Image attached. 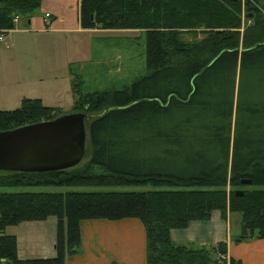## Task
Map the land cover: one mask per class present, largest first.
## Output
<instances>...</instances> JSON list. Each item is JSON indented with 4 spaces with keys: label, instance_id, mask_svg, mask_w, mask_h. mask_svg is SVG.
Listing matches in <instances>:
<instances>
[{
    "label": "trees",
    "instance_id": "16d2710c",
    "mask_svg": "<svg viewBox=\"0 0 264 264\" xmlns=\"http://www.w3.org/2000/svg\"><path fill=\"white\" fill-rule=\"evenodd\" d=\"M41 1L0 0V29L29 19ZM79 24L144 32L147 72L93 93L72 73V109L97 113L86 129L88 159L57 171H0V187L68 188L0 192V264H64L79 252L82 220L124 218L145 228L146 264H239L221 258L224 242L177 243L170 230L218 210L241 214L236 241L264 238V0H80ZM62 114L25 97L0 109V132ZM50 217L55 255L20 258L5 228Z\"/></svg>",
    "mask_w": 264,
    "mask_h": 264
},
{
    "label": "crops",
    "instance_id": "0c3cea01",
    "mask_svg": "<svg viewBox=\"0 0 264 264\" xmlns=\"http://www.w3.org/2000/svg\"><path fill=\"white\" fill-rule=\"evenodd\" d=\"M75 1L78 7L77 31L80 33L119 31L81 28L80 0L73 2ZM69 4L68 0H42L38 8L40 10L37 9L38 11L30 14L26 25L22 24V18H19L14 28L8 31L6 40L0 43V81L3 86L8 87L7 85L10 84L15 87L9 89L11 102L20 103L25 97H37L42 102L52 98L53 88L59 76L57 66L51 61L58 48L53 42V36L56 32L67 29L61 26L58 28L55 24L60 22L64 6L69 8ZM46 13H49L51 22L44 21ZM84 47V40L77 38L75 49L69 48L67 56L71 61L85 59L84 53L88 51L89 55L90 48ZM65 63L71 62L68 60ZM37 86L38 89L35 88ZM233 216H235L234 212H227L222 216L220 211L215 210L206 221H192L186 228L171 229L170 237L177 243L196 246L224 242L228 261L233 260L239 264H264V238L254 237L236 241L240 234V219H236V230H234ZM15 227L17 254L20 258L55 255V218L23 222ZM113 262L146 264V233L142 222L137 218L82 220L79 252L67 256L64 264H112Z\"/></svg>",
    "mask_w": 264,
    "mask_h": 264
},
{
    "label": "rangeland",
    "instance_id": "374dc122",
    "mask_svg": "<svg viewBox=\"0 0 264 264\" xmlns=\"http://www.w3.org/2000/svg\"><path fill=\"white\" fill-rule=\"evenodd\" d=\"M68 1L70 2L68 6L69 8L64 6L62 18L60 19V22L55 24L58 28L61 26L67 29L62 32H56L53 36V42L58 45V48H56L51 61L57 66L56 70L59 76L53 88L54 94L52 98L43 101L45 105L60 107L63 114L75 112L72 109L75 97L72 95L70 85L72 73L74 75H78L81 79L82 83L80 90L82 93H93L95 91L121 89L124 86L130 84L135 78L142 76L147 72L145 64L144 32L134 30H119L112 33H80L76 30V25L78 24L77 3L76 1L73 2L74 0ZM38 10L36 9L33 12ZM26 21L27 19L23 17L21 23L26 25ZM53 21L54 20H52V22ZM77 38L84 40V48L87 49V46H89L90 52L89 55L88 51H86L87 53H84L85 59H81L79 61L76 59L75 61H71L67 56L69 55L68 50L69 48L75 49ZM86 56H89V58ZM68 60L71 63H65ZM7 86L8 87L1 85L0 81V87L2 91H0L1 110L15 109L20 105V103L11 102L12 100L9 98L11 94L9 89L13 86L10 84ZM35 88L38 89V86ZM96 114V112H89L86 114V118L84 120L86 129L90 120ZM85 149L88 155L89 143L87 138ZM87 159L88 156L82 159L80 164H83L85 161H87ZM134 188L142 189V187ZM67 189V187H0V192H20L25 190L65 191ZM70 189L91 190L89 187H74ZM234 215L233 229L236 230V219H240L241 214L239 212H234ZM16 231L17 229L15 225L7 226L4 230V232L7 234H14ZM237 232H239V230Z\"/></svg>",
    "mask_w": 264,
    "mask_h": 264
},
{
    "label": "water",
    "instance_id": "95a60500",
    "mask_svg": "<svg viewBox=\"0 0 264 264\" xmlns=\"http://www.w3.org/2000/svg\"><path fill=\"white\" fill-rule=\"evenodd\" d=\"M85 116L62 114L0 132V171L47 172L78 165L85 152Z\"/></svg>",
    "mask_w": 264,
    "mask_h": 264
},
{
    "label": "built area",
    "instance_id": "2783aa9c",
    "mask_svg": "<svg viewBox=\"0 0 264 264\" xmlns=\"http://www.w3.org/2000/svg\"><path fill=\"white\" fill-rule=\"evenodd\" d=\"M49 18H50L49 13H46L45 16H44V21L47 23L48 20H49ZM17 21H18V17H15L13 19L14 24ZM8 31L9 30H1L0 29V43H3L6 40V35H7ZM221 258L224 259V260H226V261H228V258H227V255L226 254L221 255Z\"/></svg>",
    "mask_w": 264,
    "mask_h": 264
}]
</instances>
